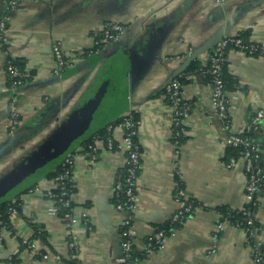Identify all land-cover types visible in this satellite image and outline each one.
Instances as JSON below:
<instances>
[{"label":"crops","instance_id":"obj_1","mask_svg":"<svg viewBox=\"0 0 264 264\" xmlns=\"http://www.w3.org/2000/svg\"><path fill=\"white\" fill-rule=\"evenodd\" d=\"M3 12L0 0V17ZM9 14L7 49L0 47V181L95 99L99 119L91 134L128 112L136 113L141 151L136 199L127 214L111 202L124 153L99 150L92 161L85 156V142L79 144L72 152L71 214L77 222L67 227L60 217L50 216L43 194L20 195L17 214L0 228V264H116L121 223L130 220L132 246L143 252L144 239L175 212L177 190L194 202L193 210L142 264H253L243 230L229 225L216 230L218 207L239 210L245 204L244 167L238 162L227 168L223 122L215 114L207 83L199 70H185L194 61L203 67L220 36L235 33L244 42L264 44V0H20ZM110 23L124 27L122 36L90 52L95 34ZM52 45L67 61L57 73ZM198 51L176 76L187 81L182 95L189 116L183 141L175 146L164 88ZM7 58L24 61V74L31 77L16 93L6 90ZM224 63L236 82L225 93L227 120L240 131L257 110L264 112V57L230 48ZM11 106L19 119L14 130L8 121ZM258 139L264 141V118ZM261 164L264 168V156ZM176 178L182 189H177ZM37 183L47 187L50 179ZM257 200L254 220L264 247V191ZM40 231L45 242L38 237ZM23 241L34 247L27 249ZM69 242L75 244L73 250ZM73 252L75 260L70 258Z\"/></svg>","mask_w":264,"mask_h":264},{"label":"built area","instance_id":"obj_2","mask_svg":"<svg viewBox=\"0 0 264 264\" xmlns=\"http://www.w3.org/2000/svg\"><path fill=\"white\" fill-rule=\"evenodd\" d=\"M19 1L20 0H2L4 12L0 17V41L3 40L4 43H7L4 33L8 26L9 13L17 6ZM123 31L124 27L122 25L110 23L98 31L95 36L102 35L100 44L105 48L115 43L122 36ZM230 48L251 57H264V44L244 42L235 33L227 34L214 45L212 51L207 56L205 64H208V70L206 72L199 70L198 74L204 78V74L206 73L210 77L206 86L209 90V96L214 106L215 114L223 122L222 130L226 135L223 140L224 147H231L238 150V157H230L226 166L227 168H233L238 162H242L246 181L244 186L245 204L258 207L257 195L264 191V168L261 164L262 157L264 156V141L258 139V135L262 129L264 112L262 110H257L252 120L240 131H235L231 128L230 122L227 120V98L221 79L222 65L225 61L227 50ZM51 50L52 57L56 63L54 73H57V71L64 68L67 61L57 45H52ZM5 64H7V61H5ZM7 71L10 77L16 78V80L12 81L6 90L10 93H16L17 90L24 85L21 81V77H26V75L20 73L12 64L7 65ZM164 91L172 110V125L176 130L174 136H178V133L184 132L186 121L189 116V109L182 95V86L177 79H172L165 85ZM119 119L120 121L115 124L113 123L116 120L106 125V135L104 138L100 136L92 137V142L86 147L87 153H85V156L93 161L96 159V153L99 150L122 151L125 153V160L123 166L120 168L122 171L118 169L115 173V181L111 196L117 197L123 185H126L125 195L128 198L130 206L128 209H124L122 205L117 204L114 208L117 211L129 214L133 211L136 199L135 185L137 171L140 165V152L138 151V145H135L132 140L133 137H137V128L133 121L132 113L128 112ZM8 121L10 130H14L19 125V119L13 106H11ZM248 133H251L252 136H246ZM174 143L175 146L179 145L177 141H174ZM74 157L73 153H70L64 158L58 167L55 177L50 179L49 186L42 187L40 183H36L26 192V195L43 194L50 204L47 209L50 216H58L60 209L67 208L69 204L72 203L71 197L74 190ZM175 196L177 208L170 219L172 222L183 223L191 214L193 205L186 201L184 193L181 190H177ZM20 203L21 197H19L18 200L12 199L9 202L7 209L8 216L17 214ZM241 210H243V208H241ZM245 214H247L250 219L246 223L248 228L243 230V232L252 240L250 246L252 263L263 264L259 251L262 246L257 240V229L253 227V213L251 215V212H245ZM82 218H85V214H82ZM61 219L65 221L67 227L73 226L77 222L69 212H65ZM227 225V222L219 221L216 224V230L221 232ZM120 226L124 229L121 237L123 235L127 239L125 241L121 240V256L116 261V264H124L129 257V252L132 251L131 237L129 235L131 227L130 220L125 219ZM148 240L149 241L144 245L143 249V252L146 253L147 256L160 249L165 243L166 237H164L163 233L160 231L149 236ZM22 245L27 249H32L34 247L29 241H23ZM68 247L73 250L75 244L69 242ZM41 257L44 260L47 259L46 255H41ZM70 258L71 260H75L76 254L73 252ZM11 259L12 258L9 257V260ZM55 259L57 260L59 258L55 257Z\"/></svg>","mask_w":264,"mask_h":264},{"label":"trees","instance_id":"obj_3","mask_svg":"<svg viewBox=\"0 0 264 264\" xmlns=\"http://www.w3.org/2000/svg\"><path fill=\"white\" fill-rule=\"evenodd\" d=\"M239 38H241L240 35H238ZM102 38V35H97L94 37V45L92 47V49H90V52H96L98 50H101L103 48L102 44H100V40ZM0 47L1 49H3L4 51L7 49V43H4L3 40L0 41ZM7 64H5V72H6V83L7 86L9 87L11 82L16 80V78H12L10 77V74L7 71V65L8 64H12L20 73L24 74V61L21 60H17V59H10L7 58L6 59ZM195 70H200L202 72H206L208 70V64H205L203 67L198 68L196 65V62L194 61L193 63L190 64V66L188 67V69L185 70V74L187 73H192ZM175 79H177L181 86L187 82L186 79L182 76H178ZM210 77L208 74H204V81H206V83L209 81ZM221 79L223 82V87L225 92L226 91H232L233 89H235V85L236 82L233 80V78L227 73L226 70V66L225 63H223L222 65V69H221ZM31 80L30 75L27 77H21V81L23 84L29 82ZM133 116V121L136 124V128L138 126V116L136 115V113H132ZM120 119L116 120L113 124L119 122ZM185 130V128H184ZM174 132H176V130L174 129ZM105 129L102 131H98L97 133L91 134V136L89 138H87L86 141H84L85 143H83L84 147H87L92 141V137L94 136H100V137H105ZM246 136H252L251 133L246 134ZM133 143L136 145H138V151H141L140 145L138 143L137 137H133L132 138ZM177 141L178 144L182 143L183 141V135L182 133H178V136H174L173 142ZM230 157H238V150L231 148V147H227L225 148V153L223 155V159L224 160H228ZM58 166H56L55 168L51 169L48 173H46L45 175H40L38 173V178L34 179L32 177H28L27 174H24L23 176L19 177L17 179V182L20 181L21 184L17 185L14 189L10 190L8 194H6L4 196V198L2 200H0V228H2L3 226H8L9 223V216H8V205L9 202L12 199H16L18 200V198L20 197V195L26 193L31 187H33L40 179L42 178H47V179H52L53 177H55L57 171H58ZM120 171H122L120 169ZM137 176H138V171H137ZM123 178V177H122ZM176 182H177V189H182V185L181 182L178 178H176ZM126 185H123L122 190L118 193L117 197H111V202L113 204V206H116L117 204L122 205V207L124 209H128V207L130 206V203H128V198L125 195V190H126ZM136 194V191H135ZM187 202H190L188 200H186ZM190 203H194V202H190ZM72 203L69 204V206L67 208H63L59 210L58 213V217L62 218L63 214L65 212H69L71 213L72 211ZM257 210V206H253L251 204H244L243 206V210L239 209H231L229 207L223 206V207H218L216 209V211L220 214V219L219 221H225L227 222V224L229 226H233L236 228H240L242 230H246L248 227L246 225L247 221L250 219L247 214H245V212H251V215L253 213V216L255 215ZM182 225V223L180 222H172L171 219H169L168 221L164 222L161 225H158L157 227L154 228L153 234L157 233V232H162L164 237H169L174 231H176L180 226ZM253 227L255 229L257 228V225L255 223V220L253 221ZM124 229L121 228L120 230V234H123ZM38 233V231H37ZM36 233V234H37ZM38 237H40L43 242H45L46 240V236L44 233L38 234ZM247 237V241L248 244L251 246L252 244V240L251 238L246 235ZM127 238L125 236L122 235L121 240L125 241ZM148 238L144 239V244H146L148 242ZM260 253H261V257H262V262L264 264V247H261L259 249ZM129 257L127 259V261L124 264H142V262L145 260V258L147 257L146 253L144 252H140L138 253L134 247L132 246V251L129 252Z\"/></svg>","mask_w":264,"mask_h":264},{"label":"water","instance_id":"obj_4","mask_svg":"<svg viewBox=\"0 0 264 264\" xmlns=\"http://www.w3.org/2000/svg\"><path fill=\"white\" fill-rule=\"evenodd\" d=\"M220 37L215 41V44L220 40ZM199 54V51L191 53L181 70L173 78H176L180 72L184 71ZM98 110L99 106L95 99V102L89 107L81 109L69 123H66L51 135L19 168L2 179L0 181V200L8 194V190L24 174H29L36 179L39 176L38 173L45 175L51 169L60 165L68 154L72 153L79 144L87 140L94 129V123L99 119Z\"/></svg>","mask_w":264,"mask_h":264},{"label":"rangeland","instance_id":"obj_5","mask_svg":"<svg viewBox=\"0 0 264 264\" xmlns=\"http://www.w3.org/2000/svg\"><path fill=\"white\" fill-rule=\"evenodd\" d=\"M121 152H122V151H121ZM123 153H124V152H123ZM124 156H125V153H124ZM27 176H28V177H31L29 174H28ZM15 183H16V184H14V186H12V187L8 190V193H9L10 190L14 189L17 185L21 184L20 181L15 182Z\"/></svg>","mask_w":264,"mask_h":264}]
</instances>
